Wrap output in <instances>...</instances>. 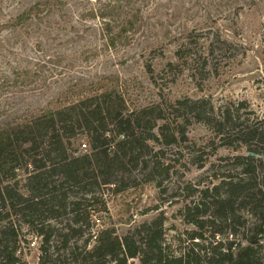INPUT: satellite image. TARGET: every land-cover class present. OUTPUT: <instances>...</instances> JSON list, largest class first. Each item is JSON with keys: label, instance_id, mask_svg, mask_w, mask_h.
<instances>
[{"label": "trees", "instance_id": "trees-1", "mask_svg": "<svg viewBox=\"0 0 264 264\" xmlns=\"http://www.w3.org/2000/svg\"><path fill=\"white\" fill-rule=\"evenodd\" d=\"M132 4L108 0L86 14L100 21L105 50L118 51L135 40L142 16ZM41 5L30 7L20 23L35 10L44 21L50 13ZM215 50L213 42L207 44L202 57L189 43H181L174 51L178 61L166 66L182 65L179 71L189 68L196 77ZM148 71L154 76L150 64ZM38 73L29 62L4 73L0 100L14 87L35 86ZM112 82L111 87L79 82L54 104L0 113V264H26L15 216L33 232L32 240H39L37 264H59L61 256V264H264V117L251 116L254 112L245 101L216 105L211 96L137 104ZM193 124L210 132L204 143L188 137ZM188 142L197 148L191 163L198 168L215 167L213 155L221 150L238 153L233 158L237 177L229 170L214 175L211 185L191 190L192 199L184 201L179 213L189 229L168 238L162 212L123 235L114 226L94 223L86 208L95 199L94 187L117 190L141 182L160 188L163 176L169 177L180 163L164 151ZM236 207L252 217L240 216ZM62 217L67 222L59 230L53 221ZM95 225L99 227L94 230ZM56 242L61 243V255L54 250Z\"/></svg>", "mask_w": 264, "mask_h": 264}, {"label": "rangeland", "instance_id": "rangeland-1", "mask_svg": "<svg viewBox=\"0 0 264 264\" xmlns=\"http://www.w3.org/2000/svg\"><path fill=\"white\" fill-rule=\"evenodd\" d=\"M38 2L50 15L43 21L35 10L27 22L20 23L19 17ZM107 2L0 0V80L4 73L25 67L28 62L39 70L35 86L14 87L13 92L4 94L0 113L54 104L70 85L79 82L111 87L115 81L116 87L123 88L127 98L137 104L163 97L211 96L216 105L245 101L254 112L251 116L264 117V0H133L135 9H141L142 21L135 40L118 51L102 48L100 21L86 18L91 8ZM211 42L216 50L202 74L194 77L189 68L179 71L182 65L166 66L169 61H178L174 57L177 45L189 43L205 57L202 53ZM149 64L155 70L154 76L148 71ZM209 135L200 124L188 129V137L197 143H204ZM194 145L180 143L164 151L180 163L169 177L163 176L160 188L141 182L135 188L117 190L94 187L95 199L86 207L94 223H101L102 228L114 226L117 234L123 235L162 212L167 217L168 238L184 233L190 226L182 222L179 213L184 201L192 199L188 197L191 190L211 185L216 181L214 175H227L229 170L233 177L238 176L233 160L237 152L221 150L213 155L215 167L198 168L191 163L197 154ZM212 151L207 149L206 153ZM220 155H229L230 159L221 161ZM236 208L240 216L252 217L243 207ZM13 221L24 237L26 264H37L39 240H32L33 232L20 216ZM66 222L67 218L62 217L53 224L61 230ZM99 226L95 225L94 230ZM30 241L33 243L29 245ZM54 250L61 255L60 242L55 243ZM64 261L61 256L59 264Z\"/></svg>", "mask_w": 264, "mask_h": 264}]
</instances>
